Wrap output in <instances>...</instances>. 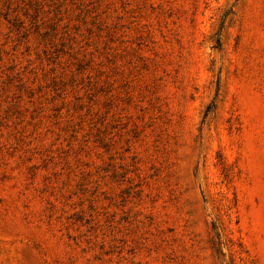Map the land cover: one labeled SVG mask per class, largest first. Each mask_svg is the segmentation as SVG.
I'll use <instances>...</instances> for the list:
<instances>
[{
  "label": "rangeland",
  "instance_id": "1",
  "mask_svg": "<svg viewBox=\"0 0 264 264\" xmlns=\"http://www.w3.org/2000/svg\"><path fill=\"white\" fill-rule=\"evenodd\" d=\"M0 264H264V0H0Z\"/></svg>",
  "mask_w": 264,
  "mask_h": 264
}]
</instances>
